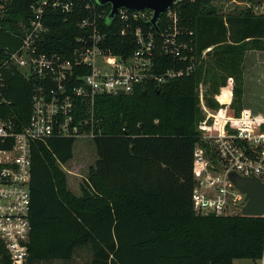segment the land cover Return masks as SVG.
Segmentation results:
<instances>
[{"label":"trees","instance_id":"trees-1","mask_svg":"<svg viewBox=\"0 0 264 264\" xmlns=\"http://www.w3.org/2000/svg\"><path fill=\"white\" fill-rule=\"evenodd\" d=\"M33 1L7 0L0 49L17 44L9 30L30 16ZM174 6L180 26L192 30V35L182 38L192 44L196 68L161 84L145 83L130 94L97 96L98 121L91 139L97 158L89 167L81 197L67 188L61 169L73 156L74 139L32 144L26 264L69 260L83 246L90 249L89 264H233L236 259L260 258L263 216L195 214L191 191L193 147L201 142L196 127L198 85L202 82L206 87L207 106L218 108L214 95L232 76V106L241 109L243 59L248 49H264V14L224 19L210 0H179ZM84 14L82 10L67 19L60 14L45 18L49 32L41 50L66 53ZM140 24L159 43L158 33L167 19L165 14L159 16V31L148 20ZM103 26L111 30L110 25ZM105 46L114 54L128 56L136 49L135 37L111 34ZM153 61L155 72L184 64L161 54L158 46ZM31 87V81L18 71L8 72L4 91L8 102L0 110L18 128L30 112ZM0 264H11L3 249Z\"/></svg>","mask_w":264,"mask_h":264},{"label":"built area","instance_id":"built-area-1","mask_svg":"<svg viewBox=\"0 0 264 264\" xmlns=\"http://www.w3.org/2000/svg\"><path fill=\"white\" fill-rule=\"evenodd\" d=\"M6 2L0 0V30ZM174 4L162 13L167 25L158 33L159 43L153 32L140 24L151 18V10L121 7L107 23L110 4L105 7L94 0H34L29 4L30 16L9 30L17 44L0 49V109L8 102L4 93L8 72L18 71L32 84L25 124L18 128L0 110V250L11 264H26L29 256L32 144L51 138L92 139L98 121L97 96L117 95L119 90L130 94L145 83L161 84L194 72L192 44L182 38L183 34L192 35V30L180 26ZM82 10L85 14L79 16L78 33L67 52L42 51L49 32L45 18L60 14L67 19ZM110 33L133 34L136 49L128 56L114 54L105 46ZM156 46L164 56L184 64L155 72ZM212 119L215 121L210 122ZM253 121L244 115L233 118L208 113L199 124L201 142L192 152L195 184L191 204L195 214L220 216L231 209L240 213L245 194L219 172L221 167L264 181V133L250 126ZM258 262L264 264V239Z\"/></svg>","mask_w":264,"mask_h":264},{"label":"rangeland","instance_id":"rangeland-1","mask_svg":"<svg viewBox=\"0 0 264 264\" xmlns=\"http://www.w3.org/2000/svg\"><path fill=\"white\" fill-rule=\"evenodd\" d=\"M210 3L217 11V14L224 19L227 16H242L245 13L252 16L264 14V0H210ZM230 42L228 40L225 43ZM205 54H201L202 58H205ZM243 69L244 82L240 110H234L232 106L234 98L233 88L235 84L232 76L227 75L228 77L226 78L224 86H221L219 92L214 95L215 100L219 104L218 108H210L207 106L204 99L206 87L202 82L199 83V117L196 122L198 131L199 124L210 113L216 116L225 115L233 118H239L242 115L247 118H253L254 121L250 123V126L264 133V49L251 48L246 50L243 59ZM214 121L212 119L210 122ZM95 151L91 139H75L72 158L61 165V169L66 174L67 188L76 197L82 196V186H85L89 167L94 163L96 158ZM237 213L239 212L236 209H231L228 212V214ZM90 258L91 252L89 247L83 246L76 248L69 260H52L38 264H89ZM233 264H259V262L258 260L236 259Z\"/></svg>","mask_w":264,"mask_h":264},{"label":"water","instance_id":"water-1","mask_svg":"<svg viewBox=\"0 0 264 264\" xmlns=\"http://www.w3.org/2000/svg\"><path fill=\"white\" fill-rule=\"evenodd\" d=\"M179 0H95L99 5L110 4L111 9L106 17V22L110 23L121 7L131 10L149 9L152 16L148 20L149 23L159 31L157 19L159 16ZM117 95H123V91H117ZM229 182L245 194V202L240 209L242 216H263L264 215V181L256 176H243L233 169L227 170L224 167L219 169Z\"/></svg>","mask_w":264,"mask_h":264},{"label":"crops","instance_id":"crops-1","mask_svg":"<svg viewBox=\"0 0 264 264\" xmlns=\"http://www.w3.org/2000/svg\"><path fill=\"white\" fill-rule=\"evenodd\" d=\"M95 154H96V151H95ZM96 158H97V155H96ZM96 158H95V160H96ZM95 162V161H94Z\"/></svg>","mask_w":264,"mask_h":264}]
</instances>
